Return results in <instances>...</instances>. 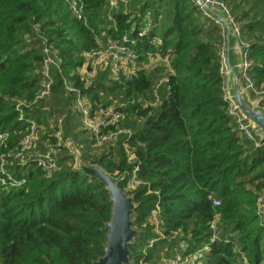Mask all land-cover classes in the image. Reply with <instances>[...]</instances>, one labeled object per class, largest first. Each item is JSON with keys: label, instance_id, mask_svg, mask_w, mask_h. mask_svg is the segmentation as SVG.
I'll list each match as a JSON object with an SVG mask.
<instances>
[{"label": "trees", "instance_id": "trees-1", "mask_svg": "<svg viewBox=\"0 0 264 264\" xmlns=\"http://www.w3.org/2000/svg\"><path fill=\"white\" fill-rule=\"evenodd\" d=\"M82 1L84 17L78 18L65 0H0V131L7 133L0 142L6 159L0 264H90L104 254L110 191L52 134L62 112V139L72 138L81 163L123 177L121 187L136 203L129 264H160L200 249L195 264H241L243 256L264 263V139L255 133L261 140L255 145L229 111L222 27L195 0ZM224 1L250 62L247 73L264 87V0ZM154 37L160 43H152ZM108 39L128 45L134 39L136 57L108 58L92 73L84 54ZM46 45L57 61L50 66L51 94L32 102ZM167 55L168 62L161 59ZM118 63L134 70L124 73ZM163 75L168 81L157 85ZM79 94L89 98L92 114L103 106L119 109L122 118L107 128L130 132L98 144L72 109ZM31 119L37 122L35 151L56 147L57 168L50 173L36 155L15 156ZM133 174L138 182L128 187ZM156 208L157 227L149 220Z\"/></svg>", "mask_w": 264, "mask_h": 264}, {"label": "built area", "instance_id": "built-area-1", "mask_svg": "<svg viewBox=\"0 0 264 264\" xmlns=\"http://www.w3.org/2000/svg\"><path fill=\"white\" fill-rule=\"evenodd\" d=\"M69 3L70 8L72 11L76 14L78 18H82L83 16V1L82 0H65ZM115 0H110V3L113 4ZM196 3L200 6L202 9V13L204 16L212 20L214 23L220 25L222 27V31L224 34V28H225V22L229 23L234 31L236 32L238 39H239V28L237 24L235 23L234 19L231 17V15L228 12L227 5L224 0H195ZM215 10L221 11L225 15V19L218 15ZM146 30V28H144ZM123 40H127V37L124 35L122 37ZM152 43H160L159 37H154L152 40ZM131 43L130 45L121 43L118 40L115 39H108L107 43L105 45H100L97 49H94L90 52H86L85 54L89 55L91 58V72H95L97 67H101L105 61L110 58L113 61H132L136 57V52L131 46L133 43H135L134 39L129 40ZM239 39V45L240 44ZM224 45L225 40L223 43V49H222V63H223V69L224 68ZM46 51V55L43 58V63L40 68V73L43 76L41 86L39 90L36 92V95L32 102L36 101L37 99L46 98L48 99L51 94V86H52V75L50 72V66L51 64H57L55 55H52L48 51L50 50L49 47L46 45L44 47ZM242 52V49H241ZM242 64H241V73L240 78L243 80L244 87L246 90L249 91L253 99H258L260 101V104L264 106V87L262 86H256L252 79L249 77L247 73V69L249 66V61L244 59V55L242 53ZM168 55L164 58H161L162 60L168 62ZM162 81H168V77L166 75H163L157 85ZM67 86L71 90H75L74 87L67 83ZM225 88V83H224ZM226 96L228 98V93L226 91ZM229 99V98H228ZM230 101V113L234 116V119L236 121L237 129L242 132L244 135H246L248 138H250L255 145H258L261 140L260 138L256 137L254 130L249 124V121L245 118V116L242 114V112L235 107L233 102ZM21 103L27 104L26 100H20ZM119 103V105H121ZM72 109L79 113V115L82 118L84 127H86L89 131L94 133L96 142L98 144H102L104 142L113 143L116 137L117 132H130L128 128H120L119 130L114 128H107L109 124H116L123 116L122 112L114 108L113 106H103L99 107L94 114L91 113V103L89 101V98L86 95L79 94L75 97L72 105ZM65 116V112H62L56 119L58 128L52 132V134L57 138L58 142L63 141L65 145L73 143L72 138L69 136H66L64 139H62V131L60 126L63 124V118ZM105 127L106 130L103 131L102 128ZM7 133H3L0 131V142L3 141L6 138ZM37 139V122L34 119H31L30 125L28 130L26 131L25 135L23 136L22 140L20 141V146L15 154L16 157H18L21 161L27 160V158L31 155H36V159L38 161V165L43 169L46 173H50L53 170L57 168L56 160L54 157V154L56 152V147L53 145H50L47 149L44 151H35V144ZM264 142V141H263ZM132 155H129L131 158ZM6 163V159L4 156H1L0 158V167H2ZM20 180H10V183L17 184ZM138 182V179L135 177V174H133L132 178L128 181V187H133L135 183ZM213 203L214 205H217L220 203L218 198L213 197ZM263 200H264V190L261 192V195L259 197V213L261 212V208L263 206ZM158 211L159 209H153L152 214L149 218V220L155 224L157 227L159 218H158ZM261 214V213H260ZM213 226V225H212ZM213 230H215L213 228ZM157 232L160 235H163L161 231L157 230ZM213 237L215 238L216 235H214L213 231ZM152 241L149 243L151 244ZM205 245L202 249H206ZM202 256V250H197L189 255L182 256L180 253H177L176 255L164 258L160 264H195L200 263V258ZM243 256V255H242ZM140 264H147L146 262L141 261ZM241 264H250L248 259L243 256ZM264 264V263H261Z\"/></svg>", "mask_w": 264, "mask_h": 264}, {"label": "water", "instance_id": "water-1", "mask_svg": "<svg viewBox=\"0 0 264 264\" xmlns=\"http://www.w3.org/2000/svg\"><path fill=\"white\" fill-rule=\"evenodd\" d=\"M223 20V12L215 10ZM224 68L225 73L230 76V83L225 82L228 98L233 102L245 118L249 121L252 129L264 139V106L258 99L251 100L243 89L240 88V73L242 64V52L239 39L232 26L225 22L224 28ZM232 58L235 61L232 63ZM236 68L239 71H236ZM73 145V144H72ZM70 145V147L72 146ZM76 149V164L90 175L96 176L104 182L110 191L111 215L106 222L108 228L107 242L104 247V254L93 260L90 264H129L130 250L128 243L137 234L138 230L132 225L131 215L136 206L131 195L127 194L121 187L122 178L114 179L99 166H88L81 163L80 152ZM264 219V200L261 208Z\"/></svg>", "mask_w": 264, "mask_h": 264}, {"label": "rangeland", "instance_id": "rangeland-1", "mask_svg": "<svg viewBox=\"0 0 264 264\" xmlns=\"http://www.w3.org/2000/svg\"><path fill=\"white\" fill-rule=\"evenodd\" d=\"M85 55V57H86V62H87V64H89V65H91V58L92 57H90L89 55H87V54H84ZM155 61H158L157 59L155 60ZM136 63V62H135ZM132 65V64H131ZM131 65H124V64H121V63H118L117 64V66H118V69L121 67V71L122 72H124V73H130L132 70H134L132 67H131ZM85 66L84 67H82L81 68V72L82 73H84L85 72ZM117 68H115V71H117L118 70ZM236 71H239V69H237L236 68ZM254 133H256L255 131H254ZM73 144V145H72ZM65 145V144H64ZM70 145H72L71 147H70ZM68 148H69V150L71 151V152H73L74 153V155H75V158L77 159V155H76V149H75V147H76V145H75V143H74V141H73V143H70V144H67L66 145ZM77 148V147H76ZM78 149V148H77ZM128 194V193H127ZM134 227V226H133Z\"/></svg>", "mask_w": 264, "mask_h": 264}, {"label": "crops", "instance_id": "crops-1", "mask_svg": "<svg viewBox=\"0 0 264 264\" xmlns=\"http://www.w3.org/2000/svg\"><path fill=\"white\" fill-rule=\"evenodd\" d=\"M240 49H241V47H240ZM234 62H235V61H234L233 58H232V63H234ZM224 75H225V82H229V83H230V76H229L227 73H225V72H224ZM239 82H240V88L244 90L243 92H244L245 94H247L248 97H249L251 100H254V99L252 98L251 94L249 93V91L245 89V87H244V83H243V80H242L241 78H240ZM226 91H227V90H226Z\"/></svg>", "mask_w": 264, "mask_h": 264}]
</instances>
